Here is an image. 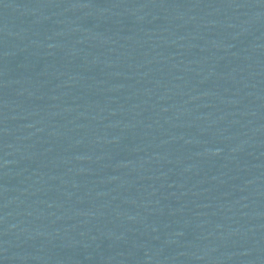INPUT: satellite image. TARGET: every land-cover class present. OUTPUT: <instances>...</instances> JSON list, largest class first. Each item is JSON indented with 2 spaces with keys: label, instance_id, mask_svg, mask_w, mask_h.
Returning a JSON list of instances; mask_svg holds the SVG:
<instances>
[{
  "label": "water",
  "instance_id": "1",
  "mask_svg": "<svg viewBox=\"0 0 264 264\" xmlns=\"http://www.w3.org/2000/svg\"><path fill=\"white\" fill-rule=\"evenodd\" d=\"M0 264H264V0H0Z\"/></svg>",
  "mask_w": 264,
  "mask_h": 264
}]
</instances>
